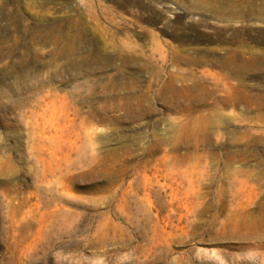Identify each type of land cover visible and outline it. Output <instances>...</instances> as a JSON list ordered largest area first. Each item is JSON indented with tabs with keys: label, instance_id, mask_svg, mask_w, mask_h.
I'll use <instances>...</instances> for the list:
<instances>
[{
	"label": "rangeland",
	"instance_id": "obj_1",
	"mask_svg": "<svg viewBox=\"0 0 264 264\" xmlns=\"http://www.w3.org/2000/svg\"><path fill=\"white\" fill-rule=\"evenodd\" d=\"M258 8L0 0V264H264Z\"/></svg>",
	"mask_w": 264,
	"mask_h": 264
},
{
	"label": "bare ground",
	"instance_id": "obj_2",
	"mask_svg": "<svg viewBox=\"0 0 264 264\" xmlns=\"http://www.w3.org/2000/svg\"><path fill=\"white\" fill-rule=\"evenodd\" d=\"M249 1V0H248ZM229 7V6H228ZM264 9V8H263ZM255 11H259L262 14L264 13V10H262L261 8L256 9ZM242 12V11H241ZM253 14V13H252ZM260 14V13H259ZM234 63L233 59L230 56H226L223 57L220 61V64L222 65V67H224L225 69H227L228 67L232 66ZM189 73L186 72L185 75H188ZM223 75V74H222ZM236 75V74H235ZM227 76L226 74L224 75V77ZM239 76V75H238ZM238 76H236L238 78ZM172 77V76H171ZM228 77V76H227Z\"/></svg>",
	"mask_w": 264,
	"mask_h": 264
}]
</instances>
